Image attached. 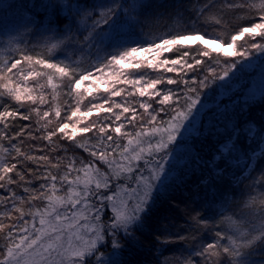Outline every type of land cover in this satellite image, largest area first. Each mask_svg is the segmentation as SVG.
I'll use <instances>...</instances> for the list:
<instances>
[{
  "label": "trees",
  "instance_id": "16d2710c",
  "mask_svg": "<svg viewBox=\"0 0 264 264\" xmlns=\"http://www.w3.org/2000/svg\"><path fill=\"white\" fill-rule=\"evenodd\" d=\"M261 26L257 35L240 42L238 49L251 48L249 54L264 48V0H0V73H13L14 80L30 77L25 85L45 89L48 96L46 107L36 106L0 89V264H16L7 256L17 248L22 229L37 214L54 212L75 182L79 164L87 166L84 157L106 156L114 139L123 141L114 132L110 139L112 120L102 114L78 118L73 124L83 131L78 134L69 127L61 130L71 125L75 108L84 115L106 101V95L87 91L88 78L130 51L186 38L230 46L243 32ZM205 51L199 44L177 45L159 61L215 70L217 63H226ZM193 76L186 74L185 80ZM173 78L149 69L130 71L129 81L156 80L161 96H177L161 111L162 126L190 110L191 99L184 96L189 85H173ZM133 90L128 87L116 100L134 102L130 107L140 117L144 99ZM224 102V110H207L198 136L179 141L177 164L184 162L153 191L134 225L113 237L104 232V243L83 264H264V95ZM42 110L61 113L62 122L54 125L58 119ZM209 116L213 126L207 128ZM105 127L106 133L100 131ZM109 166L105 198L116 184L125 185V177L117 174L122 171ZM86 200L85 213L101 202L92 191ZM85 244L84 239L73 247Z\"/></svg>",
  "mask_w": 264,
  "mask_h": 264
},
{
  "label": "rangeland",
  "instance_id": "374dc122",
  "mask_svg": "<svg viewBox=\"0 0 264 264\" xmlns=\"http://www.w3.org/2000/svg\"><path fill=\"white\" fill-rule=\"evenodd\" d=\"M262 27L243 32L230 46L201 38H186L144 51H130L110 62L98 76L88 78L87 91L95 95L99 93L106 95V101L98 110L84 115L79 113V107L75 108L70 114L71 125H64L61 130L65 131L69 127L78 134L83 132L73 125L78 118L87 120L92 116V119H95L94 117L102 114L105 119L112 120V127L105 125L112 128L110 139L113 138L114 132L123 141L119 143L118 139H114L115 142L113 145L110 144L111 150L109 149L106 156L84 157L87 166H82L83 162L79 164L80 172L76 173L75 182H72L68 186V191L59 197L54 212L47 216H44L46 215L44 212L37 214L35 221L22 229L18 246L10 256H7V261L16 264L88 263L104 243V232L110 231L109 236L113 237L114 233L125 232L132 224L134 225L153 191L161 189L174 176L173 167L181 157V147L178 143L182 139L189 140L192 136H198L207 110L211 108L215 111L224 110L228 106L224 102L225 99L250 100L264 95V48L259 50V47H256L255 54H249L251 48L248 47L238 49L242 46L240 42L250 39L246 35H257L258 29ZM197 44L206 50L205 56L207 53L219 54L226 59V63L223 65L217 63L219 69L215 70L181 62L167 64L159 61L164 52L177 45ZM132 69L170 73L174 76V81L170 80L171 84L180 87L189 85L190 89L186 90L184 96L191 99L190 110L186 113H178L172 121L162 126L160 113L168 105L178 101L177 96L164 94L161 96L158 89L160 82L156 80L129 81ZM186 74L194 75L191 81L185 80ZM13 76L14 74L9 72L0 73V89L6 88L4 91H12L13 96L26 103L47 106L48 96L44 94L45 89L40 88L39 92L35 86L28 88L31 84L30 77L26 81L24 78L14 80ZM62 76V73L58 75L57 82ZM49 84L51 89L55 87L53 83ZM44 86L46 89L49 88L46 83ZM130 86L134 87L133 96L144 99L138 102L139 111L143 113L140 117H137V111L130 107L134 102H126L123 105L116 100L118 95L127 92ZM184 91L181 89V92ZM195 95H201L200 99ZM79 103L80 97L76 104ZM156 103L162 108H157ZM41 113L45 115L49 113L54 119L61 117L59 112L53 116L52 110H48V113L42 110ZM58 120L54 125L62 122ZM207 121L205 125L207 128H209L208 123L213 126L210 116ZM52 123L51 120L50 125ZM203 130H205L204 126ZM100 131L106 133L108 130L105 127ZM210 131V129L205 130V132ZM68 137L72 138L71 135ZM120 147L122 150L118 149ZM183 162L181 160L177 165L180 166ZM111 164L122 171L121 174L118 172L117 174L125 177L123 180L125 185L122 187L116 184L112 195L105 198L101 193H109L107 189L109 186L106 183L109 168L113 170L109 166ZM91 191L101 202H97L98 204L96 203L89 212L85 213L89 205L86 199L90 197ZM84 239L85 246H81L82 248L78 250L73 247L75 242L79 243ZM111 240L114 244L115 240L112 238ZM89 251H92L90 256L86 253Z\"/></svg>",
  "mask_w": 264,
  "mask_h": 264
}]
</instances>
